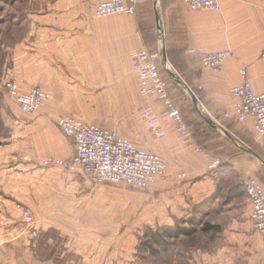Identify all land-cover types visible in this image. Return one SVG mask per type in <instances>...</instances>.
I'll use <instances>...</instances> for the list:
<instances>
[{
    "label": "crops",
    "instance_id": "1",
    "mask_svg": "<svg viewBox=\"0 0 264 264\" xmlns=\"http://www.w3.org/2000/svg\"><path fill=\"white\" fill-rule=\"evenodd\" d=\"M218 3L216 13L192 10L182 0H137L135 14L98 19L95 0H42L10 37L0 35V78L16 81L23 92L40 87L49 95L34 114L14 103L0 110V264H103L102 255L133 251L131 231L119 237L125 246H118L115 233L102 239L98 229L85 238L80 194L96 184L81 168L43 167L50 159L75 157L74 142L57 125L63 117L117 130L136 148L162 157L169 169L157 189L177 207L197 206L219 192L203 222L221 226L222 240L172 264H264V241L245 193L250 180L264 186V136L253 119H235L230 93L246 69L254 91L264 94V0ZM142 49L160 54L190 138L164 117L158 102L151 106L164 137L144 123L146 100L131 64ZM192 49L233 55L215 72ZM22 206L35 217L33 227L22 220ZM33 230L47 241L33 238ZM113 259L107 264H117Z\"/></svg>",
    "mask_w": 264,
    "mask_h": 264
},
{
    "label": "built area",
    "instance_id": "2",
    "mask_svg": "<svg viewBox=\"0 0 264 264\" xmlns=\"http://www.w3.org/2000/svg\"><path fill=\"white\" fill-rule=\"evenodd\" d=\"M95 1L97 2L95 16L98 19L123 13L132 15L137 11V0ZM182 1L195 11L218 13L221 10L218 0ZM190 53L198 55L205 69L215 72L222 71L224 62L233 55L230 50L206 53L192 49ZM260 60L264 65V52ZM159 62L160 54L147 49L134 52L131 58L132 67L139 77L140 94L146 100L141 109V117L156 137H164V133L158 127L159 119L151 106L153 102L161 103L165 110L164 117L175 123L182 135L190 138L192 133L184 122L182 109L169 95L168 84L163 78ZM239 75L242 83L230 91L236 101L234 117L239 122L253 119L256 122L257 133L264 136V94L254 91L246 69L240 70ZM187 90L193 94L189 88ZM0 94H6L8 99L26 114H34L49 100V95L42 88L33 87L32 90L23 92L16 81L7 78H0ZM57 125L63 135L74 142L75 157L69 160L50 159L43 163L44 168L64 170L81 168L93 184L126 183L136 189H148L157 180L167 176L168 164L162 157L136 148L117 130L95 124L89 125L73 117L60 118ZM186 176L182 173L179 178ZM245 193L251 205L255 230L264 241V186L256 179L250 180L245 184ZM20 214L27 225L31 227L35 225V217L26 206L20 208ZM32 235L35 238L38 232L33 230Z\"/></svg>",
    "mask_w": 264,
    "mask_h": 264
},
{
    "label": "rangeland",
    "instance_id": "3",
    "mask_svg": "<svg viewBox=\"0 0 264 264\" xmlns=\"http://www.w3.org/2000/svg\"><path fill=\"white\" fill-rule=\"evenodd\" d=\"M41 1L15 0V2H5L1 0L0 35H4L6 38L10 37L11 31L15 30L14 26L26 19L30 10L39 8L40 4L37 3ZM11 103L13 102L8 99L6 94H0V110H9ZM157 181L148 189H136L126 183H109L96 184L95 189L91 191L82 190L80 197L84 202L85 238L91 237L93 231L96 233V229H98L102 239H107L115 233L118 238V246H125V242L121 241L119 237L124 236L126 231L132 233L133 251L131 253L120 251L118 255L114 254L111 257L102 255L100 258L103 264L111 262L110 259L112 258L117 264L126 262L133 264H172L176 259L192 256L190 255L191 251L199 246L202 247L205 244L222 240L224 233H222L221 226L219 233L202 231L206 223L203 222L205 218V214H203L196 218L202 224L198 225L197 233L194 235L169 239L171 244L167 252H159L153 255L150 250H147L146 242L149 240L147 237L149 230L161 231L163 228L179 222H184L182 226L191 227L186 221L195 217L193 211L195 206L190 204L189 206L179 205L177 207L172 203L173 198L169 194L159 193ZM37 232L38 236L35 239L47 241L44 234H40V231ZM52 236L54 237V234L50 235L49 238ZM54 238L58 246H62V240L56 235ZM45 250H42L43 256L51 254V248ZM82 259L86 263H90V260L93 261V258Z\"/></svg>",
    "mask_w": 264,
    "mask_h": 264
},
{
    "label": "trees",
    "instance_id": "4",
    "mask_svg": "<svg viewBox=\"0 0 264 264\" xmlns=\"http://www.w3.org/2000/svg\"><path fill=\"white\" fill-rule=\"evenodd\" d=\"M1 1V0H0ZM5 2H15V0H2ZM1 145V144H0ZM219 192H216L212 198L206 200L200 204H197L193 208L194 216L188 219L186 222L191 227L182 226V223H176L173 226H169L167 228H163L161 231H153L149 230L148 241L146 242L147 250H150L153 255L158 254L159 252H167L170 248L171 242L168 241L172 238H178L179 236H192L197 233L198 225L202 224L200 220H196L199 215L206 214L208 209L211 207L212 203L217 198ZM203 232L206 233H219L221 231V227L219 225H210L205 223L203 228Z\"/></svg>",
    "mask_w": 264,
    "mask_h": 264
},
{
    "label": "water",
    "instance_id": "5",
    "mask_svg": "<svg viewBox=\"0 0 264 264\" xmlns=\"http://www.w3.org/2000/svg\"><path fill=\"white\" fill-rule=\"evenodd\" d=\"M189 94H191V93H189ZM191 95H192L193 98L195 97V95H193V94H191Z\"/></svg>",
    "mask_w": 264,
    "mask_h": 264
}]
</instances>
